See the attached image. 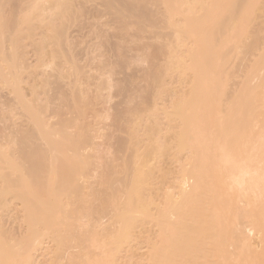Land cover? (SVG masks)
<instances>
[{"label":"bare ground","instance_id":"bare-ground-1","mask_svg":"<svg viewBox=\"0 0 264 264\" xmlns=\"http://www.w3.org/2000/svg\"><path fill=\"white\" fill-rule=\"evenodd\" d=\"M14 1L0 0V35L6 33L8 39L22 23L5 14ZM46 1L47 9L58 15L69 8L66 0ZM164 1L171 6V0ZM225 2H178L176 13L185 22L170 15L174 44H164L169 53L162 74L171 85L160 78L165 79L160 68L147 72L146 78L157 84L154 102L138 98L144 88L127 95L125 108L111 114L117 128L98 154L87 149L97 131L91 123L83 127L85 119L81 124L72 119L70 125L67 117L60 118L68 110L67 96L53 105L60 118L57 126L44 116L52 100L37 102V108L26 105L32 126L17 132L23 143L14 156L19 161L11 162L13 156L0 145V201L19 199L21 207H11L6 217L17 218L22 209L28 219L11 226L9 235L0 221V264H264L253 251L255 242L264 247V118L260 124L247 123L246 109L240 108L239 122L228 119L219 78L231 51L217 52L208 36L203 44H194L193 34L206 27L192 23L196 4L204 9L203 25L218 22L220 30L239 10L234 5L231 14L221 15L229 7ZM138 15L147 22L156 14L142 10ZM233 52L246 53L241 46ZM0 53V59L11 62L20 57ZM263 68L264 46L245 61L240 84L247 91L264 88V71L261 78L257 75ZM197 76L201 81L193 85ZM124 121L129 123L123 127ZM201 147L208 150L195 157ZM21 234L26 240H12Z\"/></svg>","mask_w":264,"mask_h":264},{"label":"rangeland","instance_id":"rangeland-1","mask_svg":"<svg viewBox=\"0 0 264 264\" xmlns=\"http://www.w3.org/2000/svg\"><path fill=\"white\" fill-rule=\"evenodd\" d=\"M16 1V3H10L9 9V6L5 7V14L9 17L14 14L11 18L20 21L19 23L21 21L23 23L25 20L21 19L27 16L28 24H17L16 32L18 31L19 34L17 32L15 36L13 35L15 31L12 32L13 36L7 32V36L10 35L13 39H8L9 36L6 37V33L4 37L0 35V52L10 57L13 52L18 57L20 54L19 59L16 58L17 55H13L17 59L14 62L0 59V145L7 152V156H13L10 158L11 162L19 161L14 156L18 155V150L23 143L19 142L21 133L17 134V132L28 131L32 126L27 116L28 106L37 108L41 105L37 102L45 104L52 100L53 104L51 101L48 103H51V109L48 105L46 110L48 112L45 111L47 116L44 114L47 122L55 123L54 126H57L58 119L67 117L68 120H66L70 125L73 123L72 119L76 121L75 123L83 122L85 119L83 127L91 123L90 127L93 130L96 128L97 131L96 135L94 134L96 136L94 142H91L87 149L95 155L97 148L107 146V139L115 132L117 127L115 128L111 114L114 113L115 108L126 106L124 99L127 95L132 96L138 88H144L138 98L143 96L148 103L154 102L152 92L157 84L153 83L150 77L146 78V73L156 68H160V73H163V66L167 61L165 58L169 53L168 47L164 44L173 45L175 36L174 26L170 23L169 17L173 14L175 17L176 6L180 0H171L172 8L164 0H66L69 8L62 13L64 15L48 10L49 3L46 0ZM122 2L125 3H123L124 6ZM226 3L227 0L224 4ZM234 5L239 7L238 12L231 19L226 20L225 25L219 30L221 25L216 21L211 26L208 25L210 22L207 23L204 20L207 25H203L201 18L204 9L202 4H196V22L192 21V23H196L197 27H206L200 35L193 34V37L197 39L194 44H203L204 36H208L207 39L210 43H214L217 52L227 49L231 51L225 56L228 61L224 63L221 69L223 75L219 78V81L224 83L225 102L222 108L228 119L231 117L237 122L240 119L238 109L244 108L246 112L243 115L246 114L247 123L254 124L257 121V124H260L264 118V88L247 91L240 82L243 80L241 74L245 61L247 58H252L253 54L260 52L264 46V0H229V7H224L221 15L231 14L230 8ZM139 9L149 14H156L152 17L154 21L142 22L138 15ZM175 20L179 23L185 22V18L179 13H176ZM50 23L56 24L54 25L56 27L53 29ZM217 37L218 40L215 39ZM15 41H19L17 43L19 48L16 47L17 44L13 46ZM46 43L48 45H45ZM237 46H241L246 53L236 55L233 51ZM195 52L201 53L200 48ZM258 66H253V69L256 70ZM109 67L113 71L110 72ZM103 70H108L106 75L101 74ZM263 71L264 68L260 70V74H257L260 78ZM162 75L165 79L161 76L160 78L171 85L172 81L164 74ZM45 79L50 82H45ZM200 81L201 79L197 76L192 83L197 85ZM65 97L69 105L64 108L68 110H65L64 114L59 115L60 118H58V114L54 112V103L59 105L62 100H66ZM127 123L129 122L124 121L123 127ZM59 127L62 130L64 125ZM72 129L75 128L72 127ZM120 134L125 133L120 132ZM206 147L208 146L204 148ZM205 150L208 149H202V147L198 149L195 157L199 158ZM183 154L185 153L182 152L180 156ZM244 154L245 152L241 156ZM211 159L212 157L204 161L208 163ZM163 160H166L164 163L167 162L166 158ZM81 175L84 181L83 178L86 176L84 173ZM4 203L7 205L5 206ZM4 203L0 201V221L4 220L3 227L9 235L11 226H17L20 222L24 223L28 215H25L21 209L17 218L15 215L14 218L6 217L7 210L13 206L21 207V202L13 197ZM262 225L264 227V223ZM23 234L10 238L18 242L24 239ZM255 243L257 245L253 251L261 261L264 258V247L261 242Z\"/></svg>","mask_w":264,"mask_h":264}]
</instances>
